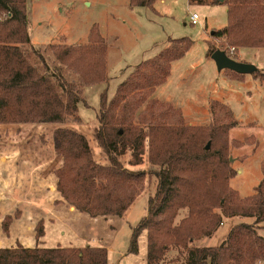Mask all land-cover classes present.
Masks as SVG:
<instances>
[{
  "label": "trees",
  "instance_id": "16d2710c",
  "mask_svg": "<svg viewBox=\"0 0 264 264\" xmlns=\"http://www.w3.org/2000/svg\"><path fill=\"white\" fill-rule=\"evenodd\" d=\"M225 4L228 24L214 36L226 40L235 52L264 49V0H227ZM192 46L188 39L169 40L165 49L143 61L121 83L112 99L107 91L101 95L99 126L94 133L108 165L95 160L82 133L65 127L54 131V148L63 158L56 171L57 191L65 203L92 218L124 217L144 191L148 174L126 168L121 158L129 152V164L142 165L148 139L147 159L157 168L152 171L157 187L148 199L146 216L133 228L129 253H138L139 237L146 231L147 264H160L174 249L188 251L184 264H264V237L258 232V225L264 222V163L255 193L241 198L230 188L236 172L227 156L228 133L235 124L188 126L179 111L163 109L157 100L148 101L166 82L173 63ZM107 51L97 26L87 44L35 48L29 33L27 0H0V125L80 121L79 105L86 104L85 87L108 82ZM214 52L209 51L207 57ZM257 73L264 79V73ZM145 103L146 109L136 119V112ZM182 210H187V215L176 223ZM17 214L4 217V234L9 235L12 219L20 216ZM236 217L255 222L234 226L220 246L191 247L212 237L224 219ZM35 231L39 243L45 235L44 226L38 225ZM0 264H85V258L75 249L18 247L0 249Z\"/></svg>",
  "mask_w": 264,
  "mask_h": 264
},
{
  "label": "rangeland",
  "instance_id": "374dc122",
  "mask_svg": "<svg viewBox=\"0 0 264 264\" xmlns=\"http://www.w3.org/2000/svg\"><path fill=\"white\" fill-rule=\"evenodd\" d=\"M142 2L150 3L151 0H27L29 33L35 48L87 44L93 28L97 26L108 49V82L85 87L86 104L79 105L78 122L69 119L63 125H3L0 128V249H9L6 245L12 239L10 233H3L2 221L7 215L15 217L18 211L20 216L12 219L10 231L18 223L24 225L25 230H21V226L17 228V235L23 234L26 241L33 240L38 225L48 223L44 238L46 249L71 244L75 247L110 245L109 264H147L146 231L139 237L138 253L130 254L129 248L133 228L146 216L148 199L155 194L157 187V179L152 175L157 168L152 167L147 159L148 139L142 165L131 166L129 152L121 158L126 168L148 174L144 191L128 210L125 219L92 218L63 199L59 214H53L48 207L59 195H49L45 185V182L54 180L52 172L40 176L36 173L39 166L23 162L14 165L13 162L15 157L43 156L52 162V168L56 167V156L53 154V158L47 149L48 139L53 131L65 127L85 135L95 160L108 165V157L98 145L94 133L99 126L101 95L107 91L108 99H112L121 83L132 76L143 61L154 58L165 49L169 40L188 39L193 46L183 58L173 63L166 82L155 89L148 101L157 100L164 105L163 109L179 111L188 126L235 124L228 133L227 156L236 172L230 180V188L241 198L255 193L263 178L264 79L258 73L246 75L248 79L244 75L236 76L230 70L219 72L215 62L207 57L209 51L222 50L228 56L232 52L233 47L226 40L212 35L227 26V5L191 4L190 0H152L151 4L145 5ZM193 14L200 17L196 24L191 22ZM233 59L251 64L258 72L264 73V49H240ZM244 80H248L247 83ZM146 103L136 112V119L146 109ZM43 178L44 182L40 180ZM186 215L187 210L180 211L176 223ZM55 217L56 224H50ZM108 222H112L111 225ZM232 226V219H224L220 226L224 228L207 246H220L224 242L221 234L222 237L228 234ZM1 241H4L3 245ZM199 241L191 247H206ZM18 247L22 246H13L12 249ZM124 254L126 258L120 257ZM187 255V250L174 249L160 264H184Z\"/></svg>",
  "mask_w": 264,
  "mask_h": 264
},
{
  "label": "crops",
  "instance_id": "0c3cea01",
  "mask_svg": "<svg viewBox=\"0 0 264 264\" xmlns=\"http://www.w3.org/2000/svg\"><path fill=\"white\" fill-rule=\"evenodd\" d=\"M251 50H255V49H251ZM244 76L247 77V78L249 77V76H246V75H244ZM244 81L246 82L248 80H244ZM11 126L23 127L24 125H11ZM38 126H41V125H38ZM50 126H52V125H50ZM1 127H3V125H1L0 128ZM53 134H54V131H53L52 135L48 139L47 149L50 151V154L52 156H53V154L56 156V157L53 156V158L55 157L54 159L56 160V163H57L56 167L53 166L54 168H52V162L51 161L49 162L48 159L44 158L43 156H41V157L33 156L32 158H29V156H28V157H24L23 159L20 158V157H15V160H14L13 164L14 165H16V164L18 165V164H22V162H23V163H27V164H32L35 167L39 166V168H37V170H36V173L38 175H40V176H43V175H45L47 173H51L52 172L51 176L53 177L54 180L52 181V183L45 182L46 184L45 183L44 184L47 185V187H48L46 189L49 190V195H51V196H53L54 194L55 195H59V196H56L57 198H54L55 200L52 201V205L49 204L50 206L48 207L49 211H51L53 214L57 215V213L59 214V209H61L60 206L64 205V202H62V198H61L59 192L57 191V177H56V171L59 170L62 167V165H63V158L61 156H59L56 153V151H55L54 141H53ZM12 170H14L13 167H12ZM11 176L12 177L14 176V171H13V174H11ZM40 180H43L42 182L45 181L44 178L40 179ZM55 201H57V203ZM72 210H73V208H72ZM55 211H56V213H55ZM127 213L122 218L125 219V216L127 215ZM106 219H108V218H106ZM56 220H57V217H55L54 219L52 218V220H50V222L49 221L48 222L50 224L55 225L56 224L55 223ZM232 220H233L232 228L234 226H236V225L241 224V223L253 224L255 222V220H250V219H248L249 220L248 221L246 219L232 218ZM110 223H112V222H108V224H110ZM47 224L48 223H46L44 225V227H45V235H46ZM20 226H21V230H25L26 229V227L24 225H20V223H18L16 227L14 226L13 230L10 231V235H12V239L11 240L14 239V242L10 240V242L6 245V247H8L9 249H12L13 246L20 245V246L24 247V249H31V250L32 249H36V248L46 249L45 241H44L45 235L42 238V240H40L39 243L37 242V239H35L36 236L32 237L33 240L31 242H29L28 240L26 241V237L23 234L21 235V233H20V234L17 235V228H20ZM223 226H225V225H223ZM258 226L260 227V229L258 230L259 234L264 237V222L260 223ZM112 228L114 229L113 226H111V229ZM221 228H224V227H221ZM221 228L212 237L204 238L201 241H199L200 244H203L202 246L211 247V246H207V245L209 243L213 242L214 237L218 233H220L219 231H221ZM30 229L32 230L31 227H30ZM228 234L224 235L223 237H222V234H221L222 240L225 241L226 240L225 238H227ZM19 236H21V237H19ZM218 239H217V241H218ZM30 240H31V237H30ZM3 242L4 241H1L2 245L4 244ZM32 243H34V245H32ZM110 247H111L110 245H102V244H99V245H90V244H88L86 246L75 247V246H73L71 244V245H69L67 247L58 246L57 249L60 248V249H79V250H81L83 252V254H84L85 264H92V263L109 264V254H110V251H111ZM120 257L126 258L127 255L126 254H124L123 256L120 255Z\"/></svg>",
  "mask_w": 264,
  "mask_h": 264
},
{
  "label": "water",
  "instance_id": "95a60500",
  "mask_svg": "<svg viewBox=\"0 0 264 264\" xmlns=\"http://www.w3.org/2000/svg\"><path fill=\"white\" fill-rule=\"evenodd\" d=\"M220 4H225L227 0H217ZM214 35V33H212ZM211 59L215 62L217 70L219 72H223L225 70H230L236 74L239 75H253L257 73V68L251 64L248 63H241L238 62L226 54L225 51L222 50H216L212 56ZM208 145V149H209Z\"/></svg>",
  "mask_w": 264,
  "mask_h": 264
},
{
  "label": "built area",
  "instance_id": "2783aa9c",
  "mask_svg": "<svg viewBox=\"0 0 264 264\" xmlns=\"http://www.w3.org/2000/svg\"><path fill=\"white\" fill-rule=\"evenodd\" d=\"M199 20H200V17H199V15L198 14H193L192 16H191V22L193 23V24H196L197 22H199ZM234 55H235V49L234 48H232V52H231V54L228 56V57H230V58H234Z\"/></svg>",
  "mask_w": 264,
  "mask_h": 264
}]
</instances>
